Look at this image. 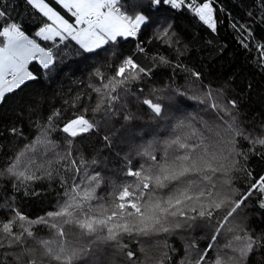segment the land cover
<instances>
[{"label": "snow or ice", "instance_id": "snow-or-ice-1", "mask_svg": "<svg viewBox=\"0 0 264 264\" xmlns=\"http://www.w3.org/2000/svg\"><path fill=\"white\" fill-rule=\"evenodd\" d=\"M26 3L50 21L43 23L35 36L54 44L41 46L29 38L22 24L0 6V105L9 94L23 91L27 82L38 79L29 71L31 62L38 61L51 72L63 52L60 45L67 48L69 40L78 46L77 57L92 62L86 87L96 94V103L91 107V116L88 107L67 120L62 119L59 110L54 111L45 125L37 123L40 134L35 140L0 170V176L12 177L20 185L57 179L60 189L55 210L35 219L7 200L0 203V210L11 213L7 219H0V264H171L169 250L175 253L176 249L167 240L173 235L184 241L185 255L178 264H242L254 246H264L260 236L253 237L236 222L238 210L247 208L245 202L254 194L257 207L264 210V175L252 180L238 199L233 187L232 173L239 170L235 157L241 155L236 148L237 137L249 136L236 124L228 107L213 100L210 90L203 97H187L179 89L152 87L149 81L157 65L143 66L134 58L135 53L125 55L119 44L120 39L136 38L142 29L149 28L158 39L167 38L171 43L175 33L171 32V18L163 13L165 5L188 9L215 31L212 0ZM53 4L66 10L65 14ZM57 38L59 42L55 43ZM53 47L57 49L55 54ZM258 47L264 49V45ZM136 49L145 53L140 42ZM152 59L160 65L171 63L163 56ZM179 67L174 65V69ZM192 75L199 79V73ZM83 98L77 93L75 99ZM87 99L91 100V95ZM188 99L205 104L206 110L215 112L216 120L182 114L191 107ZM228 103L236 107L235 101ZM221 113L229 115L231 122ZM54 119L62 124L57 126ZM57 129L64 134L61 151L50 137ZM102 129H106V134L100 136L106 149L111 150L113 143L119 142L125 150L123 167L112 173L118 179L106 178V169L99 167L102 159L85 160L76 144L77 137L99 135ZM10 131L22 135L17 128ZM250 143L264 146V138ZM135 157L140 160L133 165ZM54 164L60 167L54 168ZM61 171L69 173V178ZM12 187L17 189V184L13 182ZM10 199L14 201L15 196ZM37 225L48 229V238L33 231ZM197 229L209 233V242L203 248L193 235ZM154 237L161 239L153 241ZM218 239L225 240L223 245L216 243ZM161 242L164 250L153 255L150 248L160 247Z\"/></svg>", "mask_w": 264, "mask_h": 264}, {"label": "trees", "instance_id": "trees-1", "mask_svg": "<svg viewBox=\"0 0 264 264\" xmlns=\"http://www.w3.org/2000/svg\"><path fill=\"white\" fill-rule=\"evenodd\" d=\"M46 2L51 3V0ZM197 2L200 3L202 0ZM262 5L264 0H212L215 31L188 9L175 10L165 5L163 13L171 18L173 25L171 32L175 33L171 36V43L167 42V38L158 39L151 28L142 29L136 38L119 40L125 55L135 53L134 58H138V62L145 67L157 65L149 81L152 87L179 89L186 93L187 97L194 94L203 97V93L210 90L213 93V100L228 107L231 116L236 118V124L249 136V139L237 137L236 148L241 155L235 159L238 161L236 168L239 170L232 173L237 199L240 193L248 190L252 180L264 175V146L250 143V140L255 138H264V49L258 47L264 45ZM0 6L6 7L9 16L22 24L25 34L36 38L43 46H53V41H42V38L35 36V32L45 22L42 14L28 5L26 0H2ZM53 7L57 6L53 4ZM57 10L61 11L59 7ZM65 11H61V14L64 15ZM65 16L69 19L70 14ZM58 42L59 38L55 43ZM137 42L145 48V53L137 51ZM66 43L69 45L67 48L60 45L63 52L60 53L58 62L51 72L43 69L38 61L32 62L29 70L38 79L27 82L23 91L17 90L9 94L5 103L0 105V170L5 169L20 150L35 140L40 134L37 123L45 125L48 116L54 111L59 110L62 119L67 120L81 114L82 107H88V115L91 116L90 110L96 103V94L86 85L88 74L92 70V62L76 56L78 46L74 41L69 40ZM53 52L54 54L57 52L55 47ZM154 56H163L171 63L160 65L158 60L152 59ZM177 64L181 67L174 69V65ZM193 72L200 74L199 79L192 75ZM81 81L84 83H80ZM133 87L135 88V85ZM145 92L147 93V89ZM77 93L84 98L76 101ZM88 95H91V100L87 99ZM229 101H235L236 107L232 108ZM186 102L191 107L185 108L182 114L191 113L209 122L216 120L215 112L211 109L206 110L205 104L191 99ZM73 103L75 107L72 106ZM221 115L231 122L229 115L225 113ZM54 123L60 126L62 121L54 119ZM12 128L19 129L22 135L12 133L10 131ZM104 134L106 129H102L99 135L86 133L76 138V144L79 145L85 160L90 161L93 157L97 160L102 159L99 167L106 169L104 173L106 178L118 179L112 173L123 167L121 157L125 155V150L119 142H114L111 150L106 149L100 139ZM50 137L60 145L58 151L64 149L63 133L57 129L50 133ZM253 147L255 151L251 150ZM73 156H77L75 147ZM138 160L140 158L135 157L133 165H136ZM53 167L59 168L60 165L54 164ZM248 173H251V176ZM61 175L68 179L70 174L61 171ZM13 182L17 184V189H13ZM59 191L57 179L36 180L20 185L12 177L0 176V203L7 200L9 204L33 219L43 216L47 211L55 210ZM12 196H15L14 201L10 199ZM245 203L248 207L242 206L238 210L240 215L236 222L246 228L253 237L260 236L264 240V210L257 207L255 194ZM10 214L0 210V219H7ZM33 231L43 238L49 236L48 229L43 225L35 226ZM193 235L200 248L209 242L207 230L197 229ZM152 239L155 241L161 238ZM224 242V239L216 241L220 245ZM162 243L160 247L150 248L153 255H159L164 250ZM167 244L176 249L175 253L169 250V255L172 256L171 264H178L185 255L184 241L173 235L168 238ZM131 247L136 250L135 245ZM145 247L148 248L149 245L146 244ZM242 264H264V246H254Z\"/></svg>", "mask_w": 264, "mask_h": 264}, {"label": "rangeland", "instance_id": "rangeland-1", "mask_svg": "<svg viewBox=\"0 0 264 264\" xmlns=\"http://www.w3.org/2000/svg\"><path fill=\"white\" fill-rule=\"evenodd\" d=\"M62 15H63V14H62ZM42 17H43V16H42ZM65 18L68 19L66 16H65ZM42 19L44 20L45 23H50V21H47V18H44V17H43ZM70 22H71V21H70ZM26 35H28V34H26ZM28 36H29V38H31V39H36V38H34V37L30 36V35H28ZM36 40H37V39H36ZM37 42H38V41H37ZM38 43H40V42H38ZM41 46H43V45L41 44ZM33 62H34V61H33ZM31 63H32V62H31ZM31 63H30V64H31ZM30 64H29V65H30Z\"/></svg>", "mask_w": 264, "mask_h": 264}, {"label": "crops", "instance_id": "crops-1", "mask_svg": "<svg viewBox=\"0 0 264 264\" xmlns=\"http://www.w3.org/2000/svg\"><path fill=\"white\" fill-rule=\"evenodd\" d=\"M28 68H29V66H28ZM30 71V70H29Z\"/></svg>", "mask_w": 264, "mask_h": 264}]
</instances>
